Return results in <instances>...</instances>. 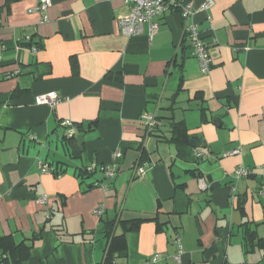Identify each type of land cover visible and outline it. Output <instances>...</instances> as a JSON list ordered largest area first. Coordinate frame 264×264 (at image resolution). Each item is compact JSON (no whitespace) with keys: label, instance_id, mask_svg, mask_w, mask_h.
Returning <instances> with one entry per match:
<instances>
[{"label":"crops","instance_id":"1","mask_svg":"<svg viewBox=\"0 0 264 264\" xmlns=\"http://www.w3.org/2000/svg\"><path fill=\"white\" fill-rule=\"evenodd\" d=\"M39 2L0 0V235L29 247L22 264H104L106 221L120 235L136 218L148 219L107 264H264V248L246 252L242 240L244 223L264 238V0L194 11L206 72L176 12L155 18L149 38L147 26L120 30L130 3L30 10ZM51 91L57 104L36 102ZM174 121L183 126L173 133ZM116 151L106 178L99 168ZM6 255L0 264H13Z\"/></svg>","mask_w":264,"mask_h":264},{"label":"built area","instance_id":"2","mask_svg":"<svg viewBox=\"0 0 264 264\" xmlns=\"http://www.w3.org/2000/svg\"><path fill=\"white\" fill-rule=\"evenodd\" d=\"M125 3H130L129 13L118 20V26L120 30L126 35H136L143 32L145 26H147V34L148 37L151 38L155 31L158 28V23L155 21V18L161 16L167 11L180 10L181 18L183 22L184 34L187 36V40L191 43L194 55L197 57L199 62V67L202 72H206L209 70L211 58L208 53V48L205 42L202 41L200 37V32L196 23L192 20H189L194 11L198 8H207L212 5V0H204L199 5H196L193 0H118ZM49 0H40V2L30 10L36 11H45L47 6L49 5ZM26 40H30V36H26ZM35 51L36 47H32ZM60 98L56 92H49L47 94L40 95L36 98L37 103H46L51 106L57 104ZM145 125L147 127H152L154 124L153 116L150 114H146L145 116ZM62 124L70 125L71 122L67 119L62 120ZM75 129L70 127L68 130V134L72 135ZM240 148L237 147L229 154H237L240 153ZM204 154L202 150H198L195 153V156L198 157ZM227 153H224V155ZM114 163L113 165H109L106 167L101 166L99 170L102 172L104 177H111L115 171V160L121 156L120 151H116L113 153ZM93 166H86V170L88 172L93 171ZM43 171H48L49 168L46 165L42 166ZM260 177L264 179V162L261 164L260 169ZM134 172L137 175H141L144 170L142 166L137 165L135 167ZM247 170L243 168H238L235 171V175L237 177H242L247 175ZM45 198L41 197L40 201L44 202ZM100 211H98L99 213ZM181 255V246L178 244V252L174 255L175 259L178 261ZM158 258V254L155 253L151 260L154 262ZM247 264V263H243Z\"/></svg>","mask_w":264,"mask_h":264},{"label":"trees","instance_id":"3","mask_svg":"<svg viewBox=\"0 0 264 264\" xmlns=\"http://www.w3.org/2000/svg\"><path fill=\"white\" fill-rule=\"evenodd\" d=\"M172 12H176L178 13L180 16V10H174ZM156 21V20H155ZM158 23V22H157ZM148 35V34H147ZM33 37L31 40L27 41L24 43V45L28 46V47H35L37 45L34 44L33 42ZM38 47V46H37ZM37 49V48H36ZM202 111L204 110L203 108L201 109ZM183 126V121H174L173 122V126H172V132H178V128H181ZM184 131V130H183ZM189 135H187L185 138H187ZM189 141V139H188ZM82 170L85 173H88V171L86 170V166L82 168ZM148 218H136V219H131V220H127L124 221L125 224H127L124 233L120 234V235H115V234H111L112 232V228H113V221H106V229H105V233L106 234H110L109 240L107 242V248H106V258L104 260V264H107L109 261H113L112 259V255L113 253L116 252H122L126 250V237H125V232H127L128 230L137 228L139 226V224L142 221L147 220ZM159 228V225H158ZM242 232H243V248L244 251H248V249L250 250L251 246L254 245H259L260 247L264 248V238H260L256 235L255 231L250 229V225L244 223L242 225ZM29 247H25L23 243L20 244H14V242L9 238V237H5L3 235H0V252L1 253H8V255H6V259L7 258H13L14 262L13 264H22L23 260L26 258V254L28 252Z\"/></svg>","mask_w":264,"mask_h":264},{"label":"water","instance_id":"4","mask_svg":"<svg viewBox=\"0 0 264 264\" xmlns=\"http://www.w3.org/2000/svg\"><path fill=\"white\" fill-rule=\"evenodd\" d=\"M76 139H77L78 143L82 142V137H81L80 134L76 135ZM190 144L193 145V146H196V147L197 146H203V142L198 140V139H190Z\"/></svg>","mask_w":264,"mask_h":264}]
</instances>
